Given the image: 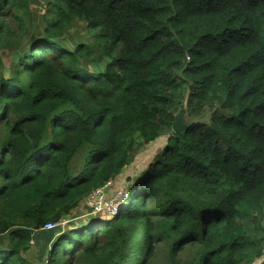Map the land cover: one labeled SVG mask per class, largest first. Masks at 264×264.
I'll list each match as a JSON object with an SVG mask.
<instances>
[{"label":"trees","instance_id":"1","mask_svg":"<svg viewBox=\"0 0 264 264\" xmlns=\"http://www.w3.org/2000/svg\"><path fill=\"white\" fill-rule=\"evenodd\" d=\"M17 12L28 0H0V46ZM45 14L0 72V209L13 217H0V264H34L35 232L161 137L116 213L58 230L44 264H147L160 236L172 258L196 246L182 264H264V0H48ZM75 19L86 40L69 48Z\"/></svg>","mask_w":264,"mask_h":264},{"label":"rangeland","instance_id":"2","mask_svg":"<svg viewBox=\"0 0 264 264\" xmlns=\"http://www.w3.org/2000/svg\"><path fill=\"white\" fill-rule=\"evenodd\" d=\"M47 1L48 0H28L27 13L21 14L20 12H17V17L14 15L8 17L7 23L11 30V35L5 37L0 46V72L5 76L10 74L13 56L20 53L23 47L30 46V40H32V37H37L42 34L45 25L43 16L46 15ZM84 33L85 23L75 19L72 24L64 30L63 34L59 37V40L67 47L73 48L76 42L86 40ZM5 43L9 46L4 47ZM183 119L187 121V116L185 114L183 115ZM3 134H5V131L0 129V140L2 139ZM137 135H135V137L139 141V137ZM164 142L165 137H161L147 144L146 147L137 150L133 160L125 165L115 178L111 179L112 182L104 192L105 199H110L113 194L115 197H120L122 195L120 194V191L125 187H128L134 178L146 168L153 156L161 150ZM108 188L110 189L108 190ZM88 207L87 197H85L80 205L71 211L70 215L61 219V221H63V219L66 221L64 224L60 223L58 224V227L44 231L37 230L35 232V237L32 238L26 250L23 252L24 256L28 260H31L34 264H44V260H42V258L44 257L46 250L49 248L50 239L58 230H61L64 227H73L74 225L77 226L80 225L79 223L88 220L92 221L93 219L109 218L107 214L102 213L98 215L96 213L89 212ZM0 217L10 221L13 220L12 216H8L7 213H2L1 209ZM152 217L155 218L156 215H152ZM18 226L19 220H16L13 227L16 228ZM8 232L6 231L5 233H0L1 247H7L9 244ZM143 247L141 245L140 248ZM153 247V255L148 260L147 264H182L190 259L196 251V246H188L185 250L179 252L174 258H172L168 241L164 236L155 238L153 240ZM262 260L263 259L261 258L256 263H261ZM176 261L178 263H176Z\"/></svg>","mask_w":264,"mask_h":264},{"label":"built area","instance_id":"3","mask_svg":"<svg viewBox=\"0 0 264 264\" xmlns=\"http://www.w3.org/2000/svg\"><path fill=\"white\" fill-rule=\"evenodd\" d=\"M112 182L111 179H108L103 185L97 186L93 188L88 194H87V204L89 212L96 213V214H107L109 217L116 213L118 210L120 204L126 199L128 195V188L125 187L123 190L120 191V194H122L120 197H115L113 194L112 197L108 200L104 197V192L107 190V187ZM110 188H108L109 190ZM91 214V213H90ZM66 221L63 219V221L58 222H46L43 225V229H51L57 226L58 224H64ZM255 264H261V263H255Z\"/></svg>","mask_w":264,"mask_h":264},{"label":"water","instance_id":"4","mask_svg":"<svg viewBox=\"0 0 264 264\" xmlns=\"http://www.w3.org/2000/svg\"><path fill=\"white\" fill-rule=\"evenodd\" d=\"M185 114L184 109H180L176 115L175 119L172 123V129L174 132H182L188 125V122L183 119V115Z\"/></svg>","mask_w":264,"mask_h":264}]
</instances>
